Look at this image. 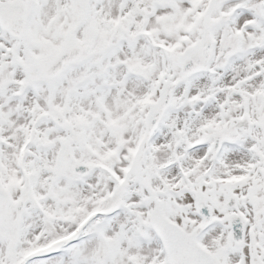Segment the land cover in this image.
<instances>
[{"label":"snow or ice","instance_id":"6c2138e0","mask_svg":"<svg viewBox=\"0 0 264 264\" xmlns=\"http://www.w3.org/2000/svg\"><path fill=\"white\" fill-rule=\"evenodd\" d=\"M0 264H264V0H0Z\"/></svg>","mask_w":264,"mask_h":264}]
</instances>
